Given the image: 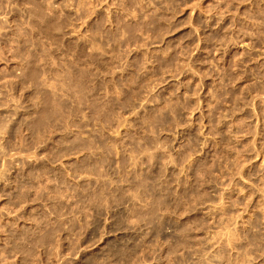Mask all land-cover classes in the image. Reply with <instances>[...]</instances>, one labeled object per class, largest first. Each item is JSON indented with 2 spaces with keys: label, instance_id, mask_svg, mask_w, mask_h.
Instances as JSON below:
<instances>
[{
  "label": "rangeland",
  "instance_id": "obj_1",
  "mask_svg": "<svg viewBox=\"0 0 264 264\" xmlns=\"http://www.w3.org/2000/svg\"><path fill=\"white\" fill-rule=\"evenodd\" d=\"M0 264H264V0H0Z\"/></svg>",
  "mask_w": 264,
  "mask_h": 264
}]
</instances>
